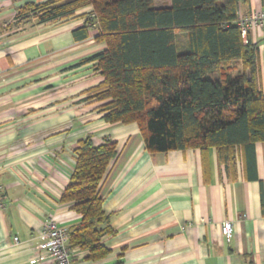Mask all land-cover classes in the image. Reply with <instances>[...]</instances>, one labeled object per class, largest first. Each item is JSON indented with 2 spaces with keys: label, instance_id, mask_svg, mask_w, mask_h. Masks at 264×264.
Returning <instances> with one entry per match:
<instances>
[{
  "label": "crops",
  "instance_id": "1",
  "mask_svg": "<svg viewBox=\"0 0 264 264\" xmlns=\"http://www.w3.org/2000/svg\"><path fill=\"white\" fill-rule=\"evenodd\" d=\"M44 1L0 0V264H54L36 259L39 233L48 220L68 230L80 223L60 199L86 137L116 144L100 185L115 235L102 237L105 258L72 249L71 264H264V142L235 149L227 163L214 148L148 152L135 124L106 123L88 99L103 81L88 61L105 50L90 7L62 22L15 25L21 7ZM261 11L262 0H248L238 14ZM84 26L87 37L76 40ZM249 39L262 41L264 90V35Z\"/></svg>",
  "mask_w": 264,
  "mask_h": 264
},
{
  "label": "trees",
  "instance_id": "2",
  "mask_svg": "<svg viewBox=\"0 0 264 264\" xmlns=\"http://www.w3.org/2000/svg\"><path fill=\"white\" fill-rule=\"evenodd\" d=\"M242 2L248 0H47L21 7L14 23L62 22L90 7L105 50L88 61L103 79L88 99L100 104L102 119L135 124L148 152L214 148L227 163L235 149L264 142L262 41L244 44L235 24ZM86 29L74 31L75 39H85ZM116 153L114 142L79 141L61 195L80 216L68 246L87 252L88 261L109 255L101 240L115 235L100 185Z\"/></svg>",
  "mask_w": 264,
  "mask_h": 264
},
{
  "label": "built area",
  "instance_id": "3",
  "mask_svg": "<svg viewBox=\"0 0 264 264\" xmlns=\"http://www.w3.org/2000/svg\"><path fill=\"white\" fill-rule=\"evenodd\" d=\"M235 24L241 32L244 44L249 40V34L253 31L264 35V11L251 12L247 15H237ZM0 192V210L4 208ZM220 233L225 243L229 244L233 238V225L224 221L220 226ZM40 243L37 246V261L41 262L46 258L53 260L54 264H71V249L68 246L69 231L66 228L58 227L53 220H48L39 233ZM17 241V238H14Z\"/></svg>",
  "mask_w": 264,
  "mask_h": 264
},
{
  "label": "rangeland",
  "instance_id": "4",
  "mask_svg": "<svg viewBox=\"0 0 264 264\" xmlns=\"http://www.w3.org/2000/svg\"><path fill=\"white\" fill-rule=\"evenodd\" d=\"M212 76L215 77L214 75H212ZM212 76H211V77H212Z\"/></svg>",
  "mask_w": 264,
  "mask_h": 264
},
{
  "label": "water",
  "instance_id": "5",
  "mask_svg": "<svg viewBox=\"0 0 264 264\" xmlns=\"http://www.w3.org/2000/svg\"><path fill=\"white\" fill-rule=\"evenodd\" d=\"M247 75H248V73H247Z\"/></svg>",
  "mask_w": 264,
  "mask_h": 264
}]
</instances>
